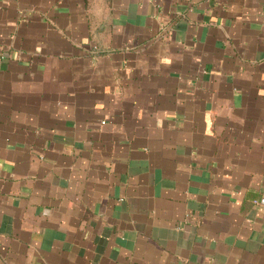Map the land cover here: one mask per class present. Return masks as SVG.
Returning <instances> with one entry per match:
<instances>
[{
  "label": "crops",
  "instance_id": "1",
  "mask_svg": "<svg viewBox=\"0 0 264 264\" xmlns=\"http://www.w3.org/2000/svg\"><path fill=\"white\" fill-rule=\"evenodd\" d=\"M0 264H264V0H0Z\"/></svg>",
  "mask_w": 264,
  "mask_h": 264
}]
</instances>
